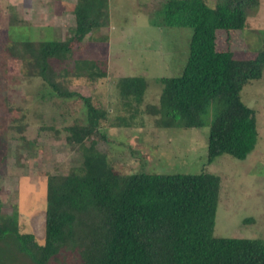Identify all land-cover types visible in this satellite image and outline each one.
Here are the masks:
<instances>
[{
    "label": "trees",
    "instance_id": "16d2710c",
    "mask_svg": "<svg viewBox=\"0 0 264 264\" xmlns=\"http://www.w3.org/2000/svg\"><path fill=\"white\" fill-rule=\"evenodd\" d=\"M260 5V0H216L213 6L206 0H166L158 19L151 20L159 28H191L193 33L183 75L159 79V103L147 112L161 129L204 127L212 116L209 163L223 154L245 160L258 143L256 113L244 103L242 91L263 78L264 51L255 59H236L218 50L217 32L245 30ZM73 7L71 39L18 42L8 45L6 54L20 55L23 75L42 79L51 94L83 100L86 119L66 129L84 162L69 174L48 178L44 244L20 232L17 214L3 213L1 200L0 240H13L33 264H264V239L214 236L219 176L107 172V156L96 145L107 140L102 125L108 110L70 87L74 80L97 84L109 78L107 60L77 58L72 43L110 26V0H75ZM114 88L130 114L120 117L119 125L130 127L149 83L129 76L115 80Z\"/></svg>",
    "mask_w": 264,
    "mask_h": 264
},
{
    "label": "rangeland",
    "instance_id": "374dc122",
    "mask_svg": "<svg viewBox=\"0 0 264 264\" xmlns=\"http://www.w3.org/2000/svg\"><path fill=\"white\" fill-rule=\"evenodd\" d=\"M165 3L110 0V26L72 43L77 58L107 60L109 78L97 84L74 80L70 89L108 110L102 125L107 140L96 145L107 156V172L215 174L221 186L214 236L264 239V75L242 91L244 103L256 113L259 133L245 160L223 154L208 162L212 116L200 128H157L147 107L159 103L160 78L183 75L193 33L191 28L151 24ZM260 3L245 30L217 32L219 51L240 60L255 59L264 51V0ZM74 5L75 0H0V200L3 213L17 214L20 232L35 235L40 244L45 243L49 176L69 174L84 162L82 149L69 139L66 128L76 119L85 120L86 108L81 98L62 100L39 77L23 75L22 57H9L6 48L18 42L68 41L75 34ZM129 76L145 77L149 89L127 127L119 125V118L130 114L114 81ZM88 165L93 168L95 160ZM0 264L33 263L6 239L0 240Z\"/></svg>",
    "mask_w": 264,
    "mask_h": 264
}]
</instances>
